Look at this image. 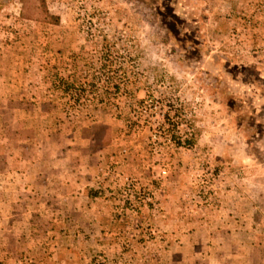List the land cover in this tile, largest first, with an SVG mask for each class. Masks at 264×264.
<instances>
[{"label":"rangeland","instance_id":"rangeland-1","mask_svg":"<svg viewBox=\"0 0 264 264\" xmlns=\"http://www.w3.org/2000/svg\"><path fill=\"white\" fill-rule=\"evenodd\" d=\"M0 264H264V0H0Z\"/></svg>","mask_w":264,"mask_h":264},{"label":"trees","instance_id":"trees-1","mask_svg":"<svg viewBox=\"0 0 264 264\" xmlns=\"http://www.w3.org/2000/svg\"><path fill=\"white\" fill-rule=\"evenodd\" d=\"M40 3L43 5V0H40ZM43 10H44V9H43ZM65 90H68V89H65ZM92 140L94 141V143H95L96 145L104 146V145L107 143V138H106L104 141H101L102 143L97 142L94 138H92Z\"/></svg>","mask_w":264,"mask_h":264},{"label":"built area","instance_id":"built-area-1","mask_svg":"<svg viewBox=\"0 0 264 264\" xmlns=\"http://www.w3.org/2000/svg\"><path fill=\"white\" fill-rule=\"evenodd\" d=\"M162 174H165V172L163 171Z\"/></svg>","mask_w":264,"mask_h":264},{"label":"crops","instance_id":"crops-1","mask_svg":"<svg viewBox=\"0 0 264 264\" xmlns=\"http://www.w3.org/2000/svg\"><path fill=\"white\" fill-rule=\"evenodd\" d=\"M93 141V140H92ZM94 142V141H93Z\"/></svg>","mask_w":264,"mask_h":264}]
</instances>
